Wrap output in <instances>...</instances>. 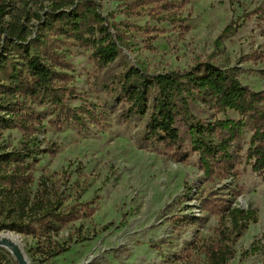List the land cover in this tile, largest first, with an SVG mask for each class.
<instances>
[{"label": "rangeland", "instance_id": "1", "mask_svg": "<svg viewBox=\"0 0 264 264\" xmlns=\"http://www.w3.org/2000/svg\"><path fill=\"white\" fill-rule=\"evenodd\" d=\"M3 1L8 12L3 25L21 21L29 42L41 39L38 54L46 43L70 65L69 84L77 97L69 104L76 108L86 101L103 115L99 125L87 129L54 128L47 116L38 136L49 153L40 156L35 178L56 175L69 197L67 205L78 201L95 208L93 216L75 224L87 240L50 264H174L186 253L196 264H206L195 245L221 238L226 207L252 211L256 219L235 239L227 264H264V179L246 161L251 125L232 162L208 178L197 154L179 161L162 144L148 142L147 118H121L126 105L119 96L130 66L157 75L205 62L233 71L254 92L264 91V0H148L145 5L96 0L123 38L119 58L102 69L95 66L91 47L39 29L37 15L45 18L49 2ZM229 25L235 32L222 38ZM194 114L208 121L241 119L235 112L217 115L201 105ZM6 138L12 145L21 139L17 132ZM75 227L62 236L75 233ZM19 237L29 263L45 264L31 251L34 243Z\"/></svg>", "mask_w": 264, "mask_h": 264}, {"label": "trees", "instance_id": "2", "mask_svg": "<svg viewBox=\"0 0 264 264\" xmlns=\"http://www.w3.org/2000/svg\"><path fill=\"white\" fill-rule=\"evenodd\" d=\"M44 1L50 5L45 18L37 15L42 32L91 47L99 69L116 62L123 38L117 24L103 17L98 1ZM147 1L138 0L144 5ZM7 15L0 0V234L30 239L34 243L31 251L42 263L50 264L73 244L87 240L82 227L75 224L88 214L93 216L95 208L91 207L94 203L78 201L67 205L69 197H65L56 175L35 178L40 156L49 153L41 147L38 136L47 116H51L49 123L54 128L74 125L87 129L99 125L103 115L86 101L76 108L69 104V98L77 97L69 84L70 65L46 43L38 54L41 39L29 42L28 29L21 21L14 19L3 25ZM234 32L229 25L222 38ZM119 96L126 105L121 118H147L148 142L162 144L179 161L197 154L208 178L232 162L233 151L242 149L240 142L251 125L246 161L264 179V91L250 90L233 71L205 62L184 72L149 75L130 66L120 82ZM198 105L217 115L232 111L241 119L204 120L194 114ZM10 132L20 135L17 145L8 143L6 134ZM223 212L226 218L221 221V238L195 245L206 264H227L233 257L235 239L256 221L252 211L226 207ZM73 227L75 233L62 236L64 230ZM10 256L0 248V264H11ZM189 258L186 253L174 264L197 263V259Z\"/></svg>", "mask_w": 264, "mask_h": 264}, {"label": "bare ground", "instance_id": "3", "mask_svg": "<svg viewBox=\"0 0 264 264\" xmlns=\"http://www.w3.org/2000/svg\"><path fill=\"white\" fill-rule=\"evenodd\" d=\"M0 239L5 240L6 241V245L4 246V249L11 255V257L15 260L13 254H12V250L16 251L19 250L21 251L24 255V249L22 246V242H21V238L14 234V233H4V234H0ZM26 257V255H25ZM26 260L27 257H26ZM30 264V263H28Z\"/></svg>", "mask_w": 264, "mask_h": 264}, {"label": "water", "instance_id": "4", "mask_svg": "<svg viewBox=\"0 0 264 264\" xmlns=\"http://www.w3.org/2000/svg\"><path fill=\"white\" fill-rule=\"evenodd\" d=\"M5 245H6V241L0 239V248L4 249ZM12 254H13L17 264H28L29 263V261L26 260L25 255L21 251H19V250L13 251L12 250Z\"/></svg>", "mask_w": 264, "mask_h": 264}]
</instances>
